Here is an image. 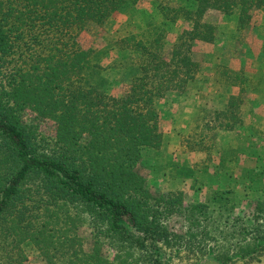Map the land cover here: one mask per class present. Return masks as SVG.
Returning <instances> with one entry per match:
<instances>
[{
    "label": "trees",
    "instance_id": "16d2710c",
    "mask_svg": "<svg viewBox=\"0 0 264 264\" xmlns=\"http://www.w3.org/2000/svg\"><path fill=\"white\" fill-rule=\"evenodd\" d=\"M140 2L0 0V264H24L20 246L27 243L37 245L46 264L261 263L264 201L247 224L236 214L235 190H262L264 173L243 169L238 183L237 155L219 147L221 131L245 124L244 70L225 68L219 83L235 92L224 97V111L212 120L197 112L181 134L186 154L208 158L190 164L183 154L157 166L192 180L200 192L217 164L210 199L190 202L184 191L152 190L140 165L145 149L164 157L160 103L185 93L203 73L192 50L217 40L208 12L235 16L246 30L264 15V0L155 4L158 17L136 12ZM118 12L128 17L124 37L107 49L80 46L81 33ZM180 21L191 28L168 53L170 26ZM112 53V65H105ZM115 70L129 80L119 91L106 74ZM40 121L54 125L52 135L41 132ZM176 216L184 218L183 232L172 226Z\"/></svg>",
    "mask_w": 264,
    "mask_h": 264
},
{
    "label": "rangeland",
    "instance_id": "374dc122",
    "mask_svg": "<svg viewBox=\"0 0 264 264\" xmlns=\"http://www.w3.org/2000/svg\"><path fill=\"white\" fill-rule=\"evenodd\" d=\"M179 1L141 0L136 12L158 17L159 10L155 4L177 6ZM127 18L124 13L118 12L106 25L91 27L79 36L80 46L84 49H107L124 37L122 26ZM207 18L216 27L217 40L213 45L196 42L192 50V57L200 63L203 73L185 93H172L160 103V128L166 142V149L162 151L164 157L161 159L155 150L145 149L140 165V171L152 190L160 192L184 191L190 202L210 199L216 186V183L212 181L220 178V175H217L220 171L217 164L211 165V177L209 175L205 177V183L200 192L192 190V180L172 178L165 172L159 171L157 166L161 161L164 162L175 156H183V154L185 157H189L190 164L201 163L208 158L207 152L186 154L183 150L181 134L197 112L204 111L208 120H212L217 111H224L226 107L224 97L226 100L235 92L233 88L219 83L224 79L225 68L236 71L244 70L250 86L248 93L243 95L245 103L241 108L242 113L245 114V124L238 125L233 132L221 131L220 151L228 156L235 155L234 157H236L237 155L236 180L238 183V177L243 169L264 173V15L256 14L254 23L246 30L238 28L235 16L224 15L216 10L209 11ZM190 28L191 24L184 21L170 26L168 53H171L174 41ZM110 56V59H105V65L110 63L112 65L114 54L112 53ZM106 74L112 82L113 91H119L129 83L121 71H108ZM27 118L29 121H35V117L30 113ZM40 127L44 135L50 136L54 132V125L49 121H40ZM214 155L217 158L218 151H215ZM222 183L227 186L230 181L222 179ZM258 187L262 190L245 191L240 185L235 190V195L240 201L236 214L243 218L247 224H251L253 221L252 215L256 202L264 201V181L259 183ZM182 225L184 227V218L174 217L172 222L174 229L183 232ZM20 247L23 250L24 264H46L43 263V256L36 244L27 243ZM183 264H187V262L184 261ZM249 264H253V262ZM258 264H264V257Z\"/></svg>",
    "mask_w": 264,
    "mask_h": 264
}]
</instances>
